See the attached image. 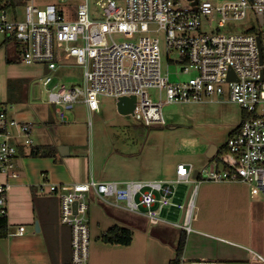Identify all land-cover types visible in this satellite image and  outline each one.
Segmentation results:
<instances>
[{
	"label": "built area",
	"instance_id": "built-area-1",
	"mask_svg": "<svg viewBox=\"0 0 264 264\" xmlns=\"http://www.w3.org/2000/svg\"><path fill=\"white\" fill-rule=\"evenodd\" d=\"M97 0L101 16L94 17L90 0H61L26 5L24 19H17L12 0H0V34L18 43L23 62L46 65L40 77L62 122L80 102L99 110L100 96L136 95L132 115L147 126L165 125L166 102H199L217 96L240 105L243 117L229 134L224 147L194 175L191 163L177 165L171 179L97 180L47 183V191L60 199L61 222L71 230V262L90 259L89 195L123 205L147 217L152 225L166 221L163 209L177 207L181 220L173 224L185 232L194 230L197 195L203 180L243 181L251 194L264 193V0ZM74 8V10H73ZM253 9L260 29L221 33L230 19H243ZM74 11L72 19L66 13ZM157 27H151V24ZM167 53L178 52L185 80H171L163 71L160 33ZM169 49H171L169 51ZM79 65L84 86L57 80L52 72ZM232 72V73H231ZM153 89L154 92H150ZM10 106L0 102V171L20 176L19 146L34 147L33 124L14 117ZM192 188L188 199L177 200L176 185ZM10 182H0V208L7 212ZM187 196V195H186ZM76 205V206H75ZM25 226H20L22 234ZM251 251L252 260L264 261ZM174 264H232L212 258H192L183 252Z\"/></svg>",
	"mask_w": 264,
	"mask_h": 264
},
{
	"label": "crops",
	"instance_id": "crops-1",
	"mask_svg": "<svg viewBox=\"0 0 264 264\" xmlns=\"http://www.w3.org/2000/svg\"><path fill=\"white\" fill-rule=\"evenodd\" d=\"M10 41L5 37L2 42L5 45ZM16 51L19 53L18 43ZM8 60L14 61L12 58ZM16 97L14 91L9 93L7 87L0 102L21 100L19 107L10 106L11 114L33 124L35 146L49 144L54 151L49 156H21L18 161L20 176L17 178H10L0 171V182L11 183L7 196L11 231L8 237L0 238V264H73L71 230L61 222L60 199L47 191V183L87 181L91 178L103 181L171 179L175 177L179 163H191L194 171H200L211 158L207 155L211 144L183 137L176 141L177 150L159 154L151 162L147 148L138 151L130 146L124 147L118 140H111L105 132L107 124L101 121L94 128L90 127L85 141L77 136L75 125H68L65 133L59 135L52 131L51 135L49 127L52 126L47 125L56 123L54 111L46 114L43 107L32 106L27 96ZM218 100L231 101L226 98ZM76 107H84L90 116L100 117L101 101L99 110L95 111H90L84 102ZM42 123L46 125L45 130L40 125ZM225 142L219 146L216 144L217 151L224 147ZM197 147L205 158L197 162L200 164L181 156V149L192 148L194 151ZM179 198L177 196V200ZM113 200L110 197L109 202L105 201L93 192L89 195L91 242L88 264H173L183 232L186 234L183 253L188 257L222 259L232 264H264V261L252 260L250 251L255 250L264 257V193L251 194L250 186L243 181H201L194 230L189 233L173 224L181 220L182 213L178 220L167 217L174 213L171 207L162 211L166 221L151 225L146 216ZM115 225L131 229L130 243L102 239L103 234ZM20 226H25L22 234L18 233Z\"/></svg>",
	"mask_w": 264,
	"mask_h": 264
},
{
	"label": "rangeland",
	"instance_id": "rangeland-1",
	"mask_svg": "<svg viewBox=\"0 0 264 264\" xmlns=\"http://www.w3.org/2000/svg\"><path fill=\"white\" fill-rule=\"evenodd\" d=\"M14 6L10 8V13L13 15V10L17 12V19H24L26 5L34 3L36 5H44L49 2L61 3V0H12ZM186 2V0H182ZM214 3H220L225 0H212ZM91 11L94 17L101 16V8L97 5V0H90ZM74 10V8H73ZM75 15L74 11L66 13L67 18L72 19ZM151 27H157V24H151ZM254 27L260 29V22L253 9L247 10V15L243 19H230L226 21L224 26L219 28L221 33L246 32L249 28ZM5 36L0 34V99L6 92L9 84L16 96H27L32 106L39 105L44 108L48 114L50 110L54 111L53 105L46 102L47 91L45 86L40 82V77H44L51 72L46 69L45 64L32 63L28 64L22 61L20 54L16 51L17 41L11 40L3 45ZM160 47L162 52V66L164 72H169L171 80H185L189 74L182 72V64L176 61H170L169 58H177L178 52L170 51L167 53V44L165 34L160 33ZM12 58L14 61H9ZM7 60V61H6ZM11 74H16L18 77ZM54 77L69 85L84 86V69L79 65H69L59 68L52 72ZM150 92H154L150 89ZM10 93V91H9ZM22 98V97H21ZM8 99V98H7ZM217 96L205 98L202 102H166L163 105V115L166 124L146 126L142 121L136 119L132 114H123L118 110L117 98L113 96H100L101 111L99 116H90L88 110L84 107H75L70 113L71 119L68 124L62 122L55 114L56 123L49 127V133L52 131L56 134L66 132L68 125H75L82 139L85 141L88 138V131L94 128L97 122H105L107 124L105 132L108 133L110 139L116 142L119 141L124 147L130 146L134 150L147 148L149 151V160L151 162L159 154L173 151L177 147L178 142L186 137L188 139L197 138L199 142H207L208 144H217L218 146L227 141L229 133L232 129L239 125L242 120L243 112L240 105L231 101H220ZM227 99V98H226ZM9 103L1 102L6 105L19 107L21 100H8ZM20 118V117H19ZM73 121V122H71ZM142 122V123H141ZM141 123V124H140ZM91 124V125H90ZM44 130L45 123H42ZM46 131H44L45 134ZM97 132V130H96ZM75 139V138H72ZM185 150V151H184ZM181 156L195 162L197 165L205 158L203 152L197 147L193 151L192 148L181 149ZM189 188L187 183H178L176 185L177 196L179 200H183L185 193ZM171 211L167 217L169 219L178 220L182 211L177 207H171Z\"/></svg>",
	"mask_w": 264,
	"mask_h": 264
},
{
	"label": "trees",
	"instance_id": "trees-1",
	"mask_svg": "<svg viewBox=\"0 0 264 264\" xmlns=\"http://www.w3.org/2000/svg\"><path fill=\"white\" fill-rule=\"evenodd\" d=\"M9 41V40H8ZM20 54V53H19ZM10 93L12 92L11 84L8 85ZM233 130L230 132V134ZM54 151V147L52 145H38L32 147L30 150L27 151L23 146H19V152L21 156H49L52 155ZM10 224L8 221L7 212H1L0 208V238L8 237L10 234ZM102 239L106 242H113V243H130L132 240V231L131 229L119 225H115L108 229L102 236ZM186 240V234L184 232L181 234L177 245V256L183 252L184 245ZM175 260H173L174 264Z\"/></svg>",
	"mask_w": 264,
	"mask_h": 264
},
{
	"label": "water",
	"instance_id": "water-1",
	"mask_svg": "<svg viewBox=\"0 0 264 264\" xmlns=\"http://www.w3.org/2000/svg\"><path fill=\"white\" fill-rule=\"evenodd\" d=\"M196 1H194V3H196ZM232 73V72H231ZM136 95H132V96H121L119 98V100L117 101V106H118V110L123 113V114H132V112L134 111V108L136 106ZM217 145L216 144H211L208 151H207V155L209 157H212L216 151H217ZM62 154H64L63 150H60ZM65 155V154H64ZM197 170L194 172V175H197ZM191 187H189V190L187 192V196H186V200L188 199L190 192H191ZM76 206V205H75ZM36 226H39V222H36Z\"/></svg>",
	"mask_w": 264,
	"mask_h": 264
}]
</instances>
